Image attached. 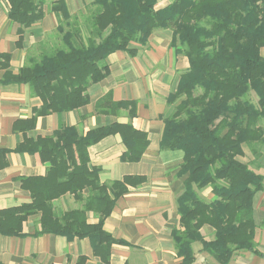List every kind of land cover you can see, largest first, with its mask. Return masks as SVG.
<instances>
[{"label": "trees", "instance_id": "1", "mask_svg": "<svg viewBox=\"0 0 264 264\" xmlns=\"http://www.w3.org/2000/svg\"><path fill=\"white\" fill-rule=\"evenodd\" d=\"M7 1L8 18L19 24L20 45L23 29L43 17L41 1ZM157 1L92 0L97 7L91 16L92 33L98 41L93 37L85 42L76 25L63 32L61 21L77 14H69L63 0L54 2L51 11L57 18L56 30L63 32L64 47L41 50L37 59H29L15 74L7 70L9 53H0V66L6 69L1 82L26 83L42 101L32 117L15 121L14 127L31 130L38 116L86 104L87 87L108 73L105 59L109 54L135 55L132 42L144 44L153 30L172 29V45L184 53L189 66L168 97L174 106L163 120L160 147L182 150L181 171L187 174L177 199L180 225L172 231L180 264H194L191 246L196 241L218 264H230L239 251L264 255L253 243V198L264 190V175L239 159L244 145L264 143V56L260 51L264 47V0H172L156 8ZM251 92L256 102L249 98ZM114 133L120 134L126 147L121 159L138 161L148 141L130 122L98 126L84 134L74 126H64L51 135L20 143L16 151L37 153L48 168L44 176L22 178L31 202L0 210V233L19 235L22 220L40 212L36 233L88 237L93 252L107 262L116 240L103 229V221L116 198L126 191L125 184L143 179L125 176L110 185L99 182V169L89 166L87 147ZM207 185L214 195L210 202L196 191ZM83 188L89 194L81 210L67 211L61 217L53 213V198ZM89 209L99 214L97 222L86 221ZM204 223L215 230L212 240L199 232Z\"/></svg>", "mask_w": 264, "mask_h": 264}, {"label": "crops", "instance_id": "2", "mask_svg": "<svg viewBox=\"0 0 264 264\" xmlns=\"http://www.w3.org/2000/svg\"><path fill=\"white\" fill-rule=\"evenodd\" d=\"M40 1L43 17L23 29L17 45L19 24L8 18V1L0 0V53H9L7 70L13 74L36 57L33 50L38 46L41 52V45L57 28L56 15L51 11L57 0ZM63 1L71 15L92 5V0ZM169 3L158 0L156 8ZM172 39V29H155L144 44L131 43L136 47L135 55L126 51L109 54L105 59L108 73L87 87L86 104L38 116L33 129L24 132L15 129V121L32 117L42 101L26 83L3 84L6 69L0 66V210L30 203L31 193L22 178L44 176L47 171L48 165L37 153L16 151L25 139L51 135L64 126H74L79 134H84L98 126L130 122L146 134L148 141L138 161L121 159L126 147L119 133L87 147L89 166L99 169L100 183L110 185L125 176L143 177L138 183L125 184L126 191L116 198L103 221V229L116 240L111 244L107 262L93 252L88 237L69 239L51 232L36 233L40 229V212H36L22 220L19 235L0 233V264H180L172 231L180 225L177 199L184 190L187 174L181 171L183 151L161 149L160 140L163 120L174 106L168 97L189 64L184 53L172 45ZM118 102L129 105L116 106ZM244 156L245 153L239 159L247 162ZM196 191L205 202L214 199L210 185ZM88 194V188H83L77 193L58 195L51 200L53 213L61 217L67 211L81 210ZM85 215L88 223L98 221L99 214L94 210H86ZM253 220V243L264 254V190L253 198ZM199 232L206 240L214 238L215 230L208 223ZM191 247L194 264H218L201 250L200 242H193ZM234 257L230 264H264V255L250 251H239Z\"/></svg>", "mask_w": 264, "mask_h": 264}, {"label": "rangeland", "instance_id": "3", "mask_svg": "<svg viewBox=\"0 0 264 264\" xmlns=\"http://www.w3.org/2000/svg\"><path fill=\"white\" fill-rule=\"evenodd\" d=\"M166 0H164L165 2ZM172 1V0H168ZM97 7L95 5H89L84 10H80V12H77V18H71L68 20H62L63 23V32L73 30V27L76 25L79 29V36L80 38L85 42L87 38H93L94 35L92 33V21L91 16L95 13ZM66 23H71L72 26H68ZM63 32H58L56 29L51 34L46 41L44 42V45H41L42 50H52L56 47H64V41L62 40ZM96 41H98L97 37ZM132 45V44H131ZM40 52L39 46L36 48V50H33V54L36 56L34 59L38 58V54ZM261 54L264 56V47L261 48ZM249 98L256 102V95L251 92L249 94ZM261 125L264 128V119L261 121ZM244 148V159L247 161L246 163L249 165L251 169H253L257 173H261L264 175V143H255L252 147L243 146ZM258 151V154H255L254 152ZM253 153V154H252ZM236 257V255H235ZM234 257V258H235Z\"/></svg>", "mask_w": 264, "mask_h": 264}]
</instances>
